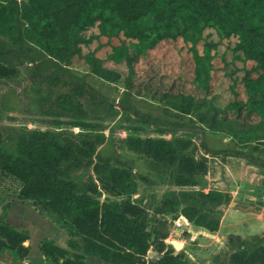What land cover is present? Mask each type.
Segmentation results:
<instances>
[{
	"label": "trees",
	"instance_id": "obj_1",
	"mask_svg": "<svg viewBox=\"0 0 264 264\" xmlns=\"http://www.w3.org/2000/svg\"><path fill=\"white\" fill-rule=\"evenodd\" d=\"M100 15L105 17L100 19ZM114 17L127 25H136L147 17L153 20L151 27L136 32L123 28L132 53L123 60L127 74L122 80L123 98L117 104L70 72L77 60L92 57L82 53L83 47L92 42L87 31L97 27L102 33L105 22ZM176 18L185 26L216 27L225 39L233 41L236 59L253 63L254 72L264 71V0H0V84H8L17 75L16 69L7 64L9 55L28 61L33 67L30 79L34 84L45 81L53 87L63 79L67 91L49 102L40 99L41 109L54 117V124L83 130L72 134L24 128L14 130L9 143L0 131V173L19 183L20 200L39 205L67 236L66 248L50 239L40 243L41 264H86L88 256L110 264H191L182 253L174 255L172 246L163 242L165 235L153 225L160 217L181 214L197 227L211 233L218 230L219 215L231 198L227 193L202 190L208 166L205 159L197 157V150L223 160L241 158L264 168V159L251 149H211L205 140L197 148L183 136L160 137L165 133H203L196 124L217 117L210 116L212 113L226 120L232 112L236 122L256 115L259 122H264V112L254 106L257 102L250 96L245 102L234 101L221 108L214 98L202 100V105L208 102L207 108L185 126L166 124L130 104L135 64L161 41L175 38L170 29ZM163 21V33L147 41L148 32ZM190 52L209 78L213 71L210 45H204L201 55L194 46ZM38 56L45 60L38 62ZM41 67L44 73L36 81ZM250 73L252 70L243 78L245 90ZM257 79L264 80V73ZM89 100L107 105L113 115L123 114L122 129L133 134L118 142L148 160L174 187L158 201L153 199L148 209L126 195L128 186L134 180L144 181V177L135 174L118 155L103 156L97 151L105 138L96 132L98 124L88 119L83 108L81 101ZM46 102L49 106L44 109ZM145 128L153 129L159 137L134 134ZM8 208L2 206L0 213V264H24L29 254L25 245L29 233L6 222ZM227 242L231 253L226 260L214 256V264H264V236L242 240L231 235ZM6 254L10 262L4 260Z\"/></svg>",
	"mask_w": 264,
	"mask_h": 264
},
{
	"label": "rangeland",
	"instance_id": "obj_2",
	"mask_svg": "<svg viewBox=\"0 0 264 264\" xmlns=\"http://www.w3.org/2000/svg\"><path fill=\"white\" fill-rule=\"evenodd\" d=\"M98 17L103 19L105 15ZM152 24L153 20L150 17L144 18L136 25L124 24L119 18L114 17L111 22H105L102 33L97 27H92L86 33L87 37L92 38V42L82 49L83 54L90 53L92 57L77 60L70 67V72L83 78L87 84L117 104L123 98L122 80L127 74L123 60L132 53L129 41L123 36V28L136 32L137 29L151 27ZM164 24L165 21L158 24L152 32H148L147 41L157 33L162 34ZM170 33L175 36L174 39L161 41L134 66L135 76L132 81L134 90L130 104L135 109L160 118L166 124L183 126L187 125L189 120H193L197 113L204 112L208 102L202 105L201 101H208L210 98H214V103L221 108L230 102L239 100L245 102L250 96L257 102L254 106L264 112V80L257 79L264 71L254 72L253 63H244L236 59L232 52L233 41L225 39L214 26L191 27L190 23L185 26L179 18H176ZM205 44L210 45L213 56V71L209 78H206L200 66L194 63L190 52V48L194 46L200 55L203 54ZM44 60L42 56H38V62ZM7 61L9 67L16 69L17 75L11 77L8 84H0V131L6 143L10 142L9 137L14 130L24 128L72 134L83 132L65 123L54 124V117L46 115L41 109L40 99L49 102L53 96L67 91L63 79L53 87L45 81L34 84L30 79L33 67L28 61L14 55H9ZM250 70H252L248 75L250 82L245 90L243 78ZM43 73L44 68L41 67L40 76L35 80L41 78ZM136 90L139 93H136ZM47 102L44 109L49 106ZM81 102L88 119L98 124L100 129L96 132L105 138L97 151L103 156L118 155L122 161L131 165L135 174L145 179L134 180L128 186L126 195L131 196L133 200L137 198L136 201L147 208L153 199L158 201L170 190L168 180L156 172L148 160L128 151L118 142L119 139L133 134L122 129L123 114L113 115L107 105L96 101ZM241 114L245 116L244 112ZM234 115L228 112L229 118L225 120L223 115L212 113L210 116L217 117H209L204 124H196L203 129V133L190 131L165 133L160 137L170 139L183 136L192 140L197 148L200 142L205 140L211 149L233 148L243 151L251 149L254 155L264 159V122H259L256 115H252L253 117L248 120L241 119L236 122L232 117ZM134 134L140 137H159L153 129L147 128ZM200 154L197 150V157H201ZM223 161L221 160L222 163ZM19 187L17 181L0 173V213L1 207L5 205L26 211L20 215L16 214L17 221L14 227L29 233V240L26 242L29 247V254L26 257L28 264H40L43 260L38 251L40 243L50 237L61 243V240L67 241V236L39 205L18 198ZM256 205V208L262 206L258 203ZM160 218L153 226L162 227L166 235L171 234L172 240L177 239L178 237L174 235L176 227L173 217ZM227 255V252L221 253V260H226ZM4 260L10 262L11 259L6 254ZM200 264H204V261L202 260Z\"/></svg>",
	"mask_w": 264,
	"mask_h": 264
},
{
	"label": "crops",
	"instance_id": "obj_3",
	"mask_svg": "<svg viewBox=\"0 0 264 264\" xmlns=\"http://www.w3.org/2000/svg\"><path fill=\"white\" fill-rule=\"evenodd\" d=\"M198 150L201 153L199 158L205 159L208 166V172L205 176L206 185L202 190L204 192L215 190L227 193L231 198L228 206L223 208L219 215L218 230L211 233L204 228L197 227L188 222L181 214L173 217L174 220L179 219L181 222V227L176 228L174 234L175 237H178L177 239L172 240L171 234L166 235L162 227L159 230L163 234L165 233L163 242L166 246L171 245V241L181 244L180 250L173 249L174 255L182 253L184 260L191 264H200L202 260L204 264H210L209 262L214 264V256L221 257V253L227 252L228 255L231 253L227 245L229 236H238L242 240L253 236H264V168L237 157H226L224 163H222L221 160L223 159L220 156L208 155L200 149ZM168 187L169 189L174 188L169 184ZM134 200H137V198ZM231 203L233 204L231 205ZM256 203L262 206L256 208ZM9 208L7 209L6 222L15 226L16 214L20 215L26 211L17 209L14 206ZM166 219H169V217H166ZM17 229L21 230L20 228ZM45 239H50L56 245L66 248L65 240L58 243L51 237ZM26 263L28 264L27 261ZM85 263L104 264L108 262H104L97 257L88 256L85 258Z\"/></svg>",
	"mask_w": 264,
	"mask_h": 264
},
{
	"label": "water",
	"instance_id": "obj_4",
	"mask_svg": "<svg viewBox=\"0 0 264 264\" xmlns=\"http://www.w3.org/2000/svg\"><path fill=\"white\" fill-rule=\"evenodd\" d=\"M232 204H233V203H231V205H232ZM170 244H171V246H172V248H173L174 250H180V249H181V244L178 243V242H176V241H171Z\"/></svg>",
	"mask_w": 264,
	"mask_h": 264
},
{
	"label": "built area",
	"instance_id": "obj_5",
	"mask_svg": "<svg viewBox=\"0 0 264 264\" xmlns=\"http://www.w3.org/2000/svg\"><path fill=\"white\" fill-rule=\"evenodd\" d=\"M173 222H174V226L176 228H180L181 227V222L179 221V219H175V220H173ZM24 264H27V263L25 262Z\"/></svg>",
	"mask_w": 264,
	"mask_h": 264
}]
</instances>
